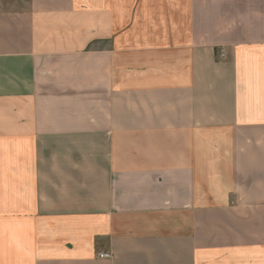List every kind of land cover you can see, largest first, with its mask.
Instances as JSON below:
<instances>
[{"label":"crops","instance_id":"0c3cea01","mask_svg":"<svg viewBox=\"0 0 264 264\" xmlns=\"http://www.w3.org/2000/svg\"><path fill=\"white\" fill-rule=\"evenodd\" d=\"M0 264H264V0H0Z\"/></svg>","mask_w":264,"mask_h":264},{"label":"built area","instance_id":"2783aa9c","mask_svg":"<svg viewBox=\"0 0 264 264\" xmlns=\"http://www.w3.org/2000/svg\"><path fill=\"white\" fill-rule=\"evenodd\" d=\"M221 57H222V58H224V57H225V54H224V53H222V54H221ZM101 257H103V258H104V257H108V256H106V255H103V256H101Z\"/></svg>","mask_w":264,"mask_h":264}]
</instances>
